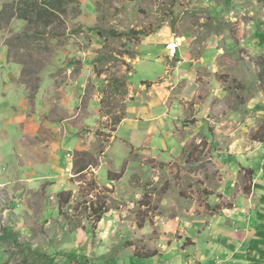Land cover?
<instances>
[{"label": "rangeland", "instance_id": "374dc122", "mask_svg": "<svg viewBox=\"0 0 264 264\" xmlns=\"http://www.w3.org/2000/svg\"><path fill=\"white\" fill-rule=\"evenodd\" d=\"M48 2L0 0V119L7 131L0 130V264H43L56 255L59 264H78L77 255L87 264H180L201 217L228 218L251 188L252 174L225 162L230 152L245 162L246 150L264 144V0ZM45 5L53 10L39 17ZM17 8L38 11L35 21L19 19ZM166 27L176 51L167 53L168 74L157 80L163 65L141 46ZM140 60L146 63L135 69ZM184 60L207 67L197 70L196 99L180 101L189 107L173 126L178 152L148 157L114 145L131 104L155 102L160 92L164 102L180 100L185 84L170 77ZM206 98L198 122L192 107ZM14 103L25 112L15 116L18 126L5 113ZM134 124L119 137L138 141ZM60 145L62 163L57 155L51 163ZM101 150L100 166L78 177L76 153ZM123 170L119 181L109 180ZM64 192L72 193L67 203ZM104 206L97 222L95 209Z\"/></svg>", "mask_w": 264, "mask_h": 264}, {"label": "crops", "instance_id": "0c3cea01", "mask_svg": "<svg viewBox=\"0 0 264 264\" xmlns=\"http://www.w3.org/2000/svg\"><path fill=\"white\" fill-rule=\"evenodd\" d=\"M146 38L147 39L144 41L146 45L143 44L141 48L145 49V47L149 46L152 49H156L157 53L150 49L149 55L154 53L153 60L160 66L163 65L164 72L157 76V80L164 79L165 75L168 74V65H170L168 62L165 63V60L173 59L170 55L174 50L176 51V49L172 47V45L175 44L176 38H174V35L167 27L161 29L159 33L152 34ZM169 52L171 54L167 55ZM153 56L151 55L150 59ZM3 59L4 58H1L0 62H2ZM143 61L140 60L139 62H135L134 68L136 69V66L140 63H146ZM189 61L195 63L192 60H184L175 65L173 64V75L170 77L171 80H177L178 83L184 82L185 84L179 96L180 100L178 101L177 99L173 102H164L160 96L164 97L166 93L160 92V99L155 102L152 99H145L147 97H142L131 104H138V107H141V109L131 108V105L129 106L128 114L130 110L131 114H127L121 126L118 127L117 131L114 133V145L118 141L122 144V147H126H123L126 153L134 150L144 153L148 157H157L158 154L167 156L170 155L171 152H178L181 148L180 145H176L175 147L172 144L176 142V134L175 129L173 130V126H175V123H181L179 122L183 119L181 111L189 107L188 105H181L180 101L183 100L187 103H191L196 99L200 87L196 82L198 75L197 70L207 67L204 63L205 60H200L196 66L192 65ZM18 80L19 78L13 82L16 91L20 89ZM142 81L153 82L152 80ZM164 83L165 81L162 83V87L168 89L170 86H164ZM187 91H189L188 94ZM150 93L152 94V90H150ZM3 96H6V94L0 93V97ZM167 97L169 98V96ZM15 103L13 104V109L5 113H9L8 117L11 119L10 123H14L15 126H18L19 119L15 121V116L18 112L21 114L25 113L24 110L27 104L28 109L30 108V101L26 95L23 96L22 105L24 110L21 109V107L17 108ZM209 103L210 99L206 98L205 101H201L200 104H195L192 107V109H194V119H197L198 122L202 121L201 118L204 114L202 104L207 106ZM138 110L144 112L145 115L141 116L138 114ZM26 114H29L28 110ZM132 121L135 123L132 127L136 132L140 129L141 133L140 139L135 143L127 138L119 137L117 134L124 125H130ZM138 121L146 125L140 127ZM4 127V119H0V130L7 135V131ZM76 145L78 146L79 144ZM246 151L250 152L242 154L243 157L246 158L245 162L241 160V156H236L233 152L228 153L225 162L228 167L229 163H227V161L235 160L237 164L242 165L244 169L252 171V178L250 180L251 188L240 196V203H242V205L237 206L238 208H234L235 212L233 210L232 212L230 211L232 215L229 217L227 216L228 218L214 215L211 216V219H207L202 216L199 228L195 227V233H191L196 235L188 237L191 241L188 245L190 253H187V257L185 256L186 259L184 258L180 264H264V243H260L264 241V144L260 143L256 148H250ZM63 152L60 145L58 152H55V150L52 151V158L49 161L51 163L54 162L57 155L58 165H60L62 163L60 155ZM104 155L106 156L107 152ZM66 156L68 158L71 155L67 154ZM69 167L72 169V162H70ZM63 184H65V182H63ZM230 221H234V223L232 224ZM205 223L210 224L205 225Z\"/></svg>", "mask_w": 264, "mask_h": 264}, {"label": "trees", "instance_id": "16d2710c", "mask_svg": "<svg viewBox=\"0 0 264 264\" xmlns=\"http://www.w3.org/2000/svg\"><path fill=\"white\" fill-rule=\"evenodd\" d=\"M59 0H49L48 3H50L51 6L54 7V4L52 5L53 2H57ZM25 4V3H23ZM49 5V6H50ZM50 10H53V8H49L48 6L45 5L44 8H41V10H39L38 14L39 17L41 15H44L46 13V11H49ZM17 10L21 13L20 14V17L19 19H21L22 21H26V22H32V21H35V20H31L30 17H33L35 15V13L37 12H28L27 10H21V8H17ZM6 21H9V20H6ZM140 33V32H139ZM141 34V33H140ZM133 35H136L138 36L139 34L136 32V34L134 33ZM133 56V55H132ZM119 82L122 83V87L124 88L126 85L124 84V81L122 80H118ZM37 91V88L35 89ZM35 96L32 95L30 96V99L31 100H35L34 98ZM123 120V118H120L117 120L116 124H119L121 123ZM117 130H114V132H116ZM108 138L111 139V135L108 136ZM113 138V137H112ZM104 148V146L102 147V149ZM104 151L101 150L98 155H93V154H90L89 152H77L76 153V157H75V160H74V167H73V170L74 172L76 173V175L78 177L82 176L83 174H87V173H90V171L92 169H97L99 166H100V163L98 161V156L101 155V153H103ZM124 170L121 172V174H118V173H113V172H110L109 173V180L111 182H117L119 181L122 177L121 175L123 174ZM245 172H248V173H252L251 170H247L245 169ZM71 195L72 193L71 192H64L62 193L60 196L61 197H67L66 200H64L66 203L69 201V198H71ZM95 211H97L99 213V216L97 218V222L98 221H101L103 215L108 211V209L104 206L103 208L100 207V209L96 208ZM60 257L59 256H54V257H48V256H45V260L43 262V264H59V259ZM86 258H81L80 255H77V258H76V261L78 262V264H87L86 262Z\"/></svg>", "mask_w": 264, "mask_h": 264}]
</instances>
